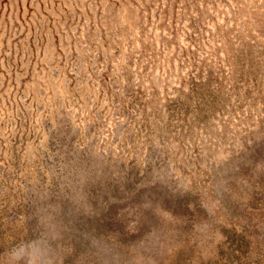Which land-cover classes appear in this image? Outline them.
I'll return each mask as SVG.
<instances>
[{"label": "rangeland", "instance_id": "374dc122", "mask_svg": "<svg viewBox=\"0 0 264 264\" xmlns=\"http://www.w3.org/2000/svg\"><path fill=\"white\" fill-rule=\"evenodd\" d=\"M0 264H264V0H0Z\"/></svg>", "mask_w": 264, "mask_h": 264}, {"label": "trees", "instance_id": "16d2710c", "mask_svg": "<svg viewBox=\"0 0 264 264\" xmlns=\"http://www.w3.org/2000/svg\"><path fill=\"white\" fill-rule=\"evenodd\" d=\"M243 251H245V250H243Z\"/></svg>", "mask_w": 264, "mask_h": 264}]
</instances>
